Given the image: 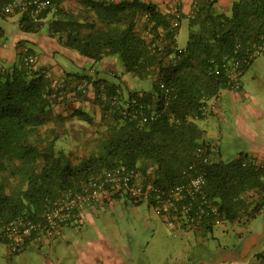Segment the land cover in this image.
Listing matches in <instances>:
<instances>
[{"label":"trees","instance_id":"1","mask_svg":"<svg viewBox=\"0 0 264 264\" xmlns=\"http://www.w3.org/2000/svg\"><path fill=\"white\" fill-rule=\"evenodd\" d=\"M10 1L0 0V16L19 13L4 11ZM64 1H55L36 19L22 12L21 31L41 32L49 18V35L67 49L94 62L116 56L124 66L122 74L114 73L117 78L131 75L151 85L136 89L128 81L74 73L60 79L50 68L38 67L37 59L28 63L26 57L35 56L31 50L19 53L11 65L0 64V233L19 217L39 219L56 199L78 193L84 181L120 165L164 188L203 173L204 190L219 205L222 223L247 224L263 212L264 169L245 166L248 155L225 161L198 121L210 115L202 112L206 97L219 98L232 89L223 62L232 67L239 60L243 75L257 59L246 51L264 35V0H233L230 14L219 11V0H192L189 11L180 0L167 7L144 0H75L78 5L68 8ZM184 18L190 36L181 48ZM3 31L0 25V35ZM161 81L173 93L168 104ZM91 88L96 116L82 105ZM70 92L83 101L74 109L68 107ZM141 111L160 115L140 123ZM90 125L96 126L88 134ZM74 131L75 143L68 138ZM216 226L206 221L182 229L207 233ZM3 234L0 240L9 246ZM40 241L31 238L23 248L9 250L19 253ZM257 258L256 264H264V250Z\"/></svg>","mask_w":264,"mask_h":264},{"label":"rangeland","instance_id":"2","mask_svg":"<svg viewBox=\"0 0 264 264\" xmlns=\"http://www.w3.org/2000/svg\"><path fill=\"white\" fill-rule=\"evenodd\" d=\"M219 11L230 14L231 7H223L219 3ZM21 17L22 12L8 18L0 16V25L7 29L9 40H12L14 32L19 31ZM49 20L45 22V33H48ZM189 36L188 19L184 18L178 33L179 47L186 46ZM25 44L33 46L28 42ZM53 58L67 73L93 75L95 78L100 76L114 80L118 77L114 73L122 74L124 69L122 61L116 56L108 58L110 64L104 69L101 62H94L70 50H60ZM126 77L136 89L149 88L151 85L148 80L131 75ZM241 82L244 91L252 97L243 98L241 103L226 101L229 91L224 90L221 102L225 105L223 112L228 121H222L218 114L212 113L208 121L207 117L198 121L202 128L208 130L207 139L218 146L225 161L235 160L241 155L251 156L250 138L242 132L241 127L238 128L235 117L236 111L242 112L240 107L243 103H253V96L264 105V56L255 59L246 69ZM89 92L91 94L84 104L75 92H70L68 107L74 109L82 104L96 116L94 111H98L99 107L96 104L95 109H92L94 90L91 88ZM248 119L249 123L257 121L253 117ZM95 120L97 124L98 119ZM95 126L86 127L88 134L95 130ZM76 129L79 130L78 127ZM77 131H74L75 135L68 134L74 143L79 140ZM93 219L94 223L87 220L78 228L67 229L65 234L55 239L36 242L19 253L12 254L8 244L0 240V264H84L90 253L99 256L92 264H104V258H114V262L122 258L128 264H239L243 260L256 264L257 253L261 251L254 250L248 257L246 252L256 245L257 235L264 232V210L247 224L224 222L213 231L203 233L172 227L148 202L135 204L126 195L109 203L105 211H100ZM230 252L234 253V257L225 259Z\"/></svg>","mask_w":264,"mask_h":264},{"label":"built area","instance_id":"3","mask_svg":"<svg viewBox=\"0 0 264 264\" xmlns=\"http://www.w3.org/2000/svg\"><path fill=\"white\" fill-rule=\"evenodd\" d=\"M58 0H11L4 6L6 13L16 10L27 13L36 19ZM247 54L258 58L264 56V35L253 47H248ZM28 63L36 61L35 56L26 57ZM222 68L229 71L232 89L237 90L242 86V71L240 61H234L232 67L223 62ZM220 72L218 68L217 73ZM160 87L165 93L167 104L173 98L171 89L161 81ZM79 88H83L80 85ZM202 106L204 115L216 111L217 98H205ZM142 109L145 106L142 104ZM141 122L145 123L158 118L159 113L146 114L141 111ZM175 121L176 118L173 117ZM244 165H253L264 169V159L247 156ZM190 168H193L191 166ZM206 178L203 173L192 176L188 182L164 188L152 182H145L140 171L125 165L103 171L99 177H91L83 182V190L71 195L62 196L54 201L51 210L39 219L31 220L17 218L3 228V236L9 243L11 252H15L26 244L27 240H52L61 235L62 224L77 216L88 205L111 199L112 194L121 192L128 197L141 202H148L155 211L172 227L193 229L203 225L206 221H214L216 225L222 223L219 205L215 204L205 192ZM0 233V235L2 234Z\"/></svg>","mask_w":264,"mask_h":264},{"label":"crops","instance_id":"4","mask_svg":"<svg viewBox=\"0 0 264 264\" xmlns=\"http://www.w3.org/2000/svg\"><path fill=\"white\" fill-rule=\"evenodd\" d=\"M144 1H147V2L151 1L154 3H158L161 7L163 6L167 7L168 5H171L172 2L177 1V0H144ZM180 2H181L183 11H189L191 9L192 0H180ZM232 2L233 0H219L220 5L223 7L224 6L231 7ZM74 4L78 5V3L75 2V0H65L63 2V6L67 8L74 7ZM2 27L4 28V31L0 35V64L1 65H5V66L11 65L12 63L16 61L19 53L21 52L26 53L28 50H31L32 52H34V55L37 59L38 67L50 68V70L54 73V75L57 78L62 79L64 77H67V76H64V74H66L67 72L61 66H59V64H57V61L54 60L53 56L55 55V53L59 52L60 50L64 52V50H69V49L61 45L56 37H52L49 35V33H45L43 31L38 32V33H26V32L21 31V29H19L18 32L17 31L14 32V36L12 40H9L6 36L7 29L5 28V26H2ZM25 42H28L30 45H33V46H28L27 44H25ZM109 62L110 60H108V58L102 61L101 62L103 64L102 68L104 69L106 65L110 64ZM97 78H102V77L98 76ZM114 80L115 81L120 80L124 82V81H128L129 78L126 76H123L121 79L117 78ZM228 91H229L228 96L225 97L226 101L234 100L235 102L241 103L243 101V98L247 99L249 97H252V95H249L247 92L244 91L243 84L240 89H237V90L228 89ZM68 96L70 97L69 94ZM221 98H222V93L220 97L217 98L218 106H217L216 111H214L212 114H215V115L218 114L220 116V120L225 121L228 118H227L226 113L223 112L225 105L221 102ZM240 108L242 112L236 111V117H235L236 123L238 124V128L240 129L241 127L242 132L248 135V137L250 138V141H251L250 146H249V150L251 152L250 155L260 158V159H264V105L258 98L253 96L252 104L243 103ZM249 117L251 118L253 117L254 119L257 118V121L253 120L251 123H249L248 121ZM209 118L207 119V121L209 120ZM205 130H206L205 137L207 139L208 130L207 129ZM260 134H263V135H260ZM211 144L213 145V147H215L221 152V150L218 148L217 145L213 144L212 142ZM117 199H120V197H114L111 199L102 200V201H98V202H94L90 204L89 206H87L85 209H83L80 212L79 216L73 222H71V224L64 225V227L61 229V235L65 234V231L67 229L78 228V226L83 225L87 220H90L94 223L93 217L95 215H98L100 211H105L106 206L109 205V203H112L114 202V200H117ZM199 231L204 233L203 230H199ZM256 240H257L256 245L253 246L250 250H247L246 252L247 257L248 255L250 256L251 253L254 252V250H258V251L264 250V232H262L260 235H257ZM34 243L36 242L29 243L25 247V249H27L29 246H31ZM228 254L229 255L226 256L225 259L230 260L232 259V257H234V253L230 252ZM87 256L88 258L87 260H85L86 263L84 264H88V262L92 264V261L94 259H99L98 254H95V253L87 254ZM104 260H105L104 264H128L122 258H119L118 260L119 263L114 262L113 261L115 260L114 258H110V259L104 258ZM239 264H249V263L248 261L243 260V262H240Z\"/></svg>","mask_w":264,"mask_h":264}]
</instances>
